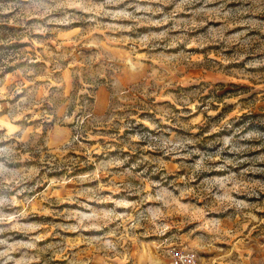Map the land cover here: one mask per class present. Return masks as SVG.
<instances>
[{
	"label": "clouds",
	"instance_id": "1",
	"mask_svg": "<svg viewBox=\"0 0 264 264\" xmlns=\"http://www.w3.org/2000/svg\"><path fill=\"white\" fill-rule=\"evenodd\" d=\"M173 2L171 15L154 18L162 9L153 8L152 3ZM194 2L200 0H150L147 6L137 5L132 12L128 10L132 5L120 7L125 0H34L23 10L32 22V34L39 37L32 40L37 64L51 68V57L70 47V39L83 44L99 36L110 47L126 51L127 59L121 67L138 78L140 103L109 113L106 123L118 131L107 151L104 143L91 142L82 153L91 162L89 167L58 181L64 173L48 171L54 166V153L44 160L35 150L37 135H46L36 126L46 103L47 94L39 91L46 77L28 72L26 76L21 74L20 82L9 77L0 85V100L12 101L8 111L0 106V189L8 193L0 197V264H46L45 256L55 264H264V214L251 207L261 199L264 187H254V182L240 178L236 172H209L210 164L204 157L195 160L191 170L182 172L178 180L169 174L172 167H177L175 161L189 156L192 144L176 127L179 117H190L188 123L194 130L204 120L200 99L190 95L203 81L185 85L181 80L195 70L189 67L197 63L195 57L205 60V49L194 53L187 44L164 47L169 36L166 26ZM14 10L8 7L3 11ZM195 12L209 19L215 17L216 23L224 22L217 28L210 27L208 20L201 21L210 41H216L207 43L208 49L232 42L244 50V67L251 65L252 70L261 66L247 51L252 35L264 32V0H203ZM127 21L150 24L159 30L132 35V25ZM179 27L175 23L172 30ZM232 54L229 49L227 55ZM45 56L49 57L47 61ZM64 66L74 67L68 56L64 57ZM256 88L264 91V82H256ZM206 110L213 115L210 106ZM74 115L83 117L81 124L88 119L83 113ZM66 126L75 127L76 122ZM93 131L103 140L98 129ZM122 137L127 140L124 153L142 149L139 159L133 162L127 155L123 159L108 155L116 153ZM85 142L80 140L79 144ZM229 144L230 140L226 141L225 147ZM40 145L45 146L43 140ZM141 164L148 167L139 168ZM133 169L137 176L143 173V179L135 183L118 180L116 174L132 176ZM74 180L81 185L79 190L63 196L68 202L78 201L66 222L61 223V232L65 228L70 231L53 247L46 242L39 224L26 221L36 210L40 192L59 195ZM30 190L34 191L26 195ZM194 192L196 195H191ZM229 217H233L231 224L227 223ZM15 233L27 239H18L12 235Z\"/></svg>",
	"mask_w": 264,
	"mask_h": 264
},
{
	"label": "rangeland",
	"instance_id": "2",
	"mask_svg": "<svg viewBox=\"0 0 264 264\" xmlns=\"http://www.w3.org/2000/svg\"><path fill=\"white\" fill-rule=\"evenodd\" d=\"M33 2L34 0H0V85H3L9 77L15 82H20L21 74L26 76L28 72L46 77L39 89L41 94H47L46 103L41 111L40 122L36 124L46 135H37L35 150L43 154L44 160L50 158V153H54L56 160L48 171L63 172L64 176L57 177L59 181L89 167L91 162L86 161L82 153L86 147H90L91 142L104 143L107 151V145L112 142L111 138L118 129L107 125L106 117L113 111L135 107L140 103L137 97L139 80L131 75L126 67H121L127 59L126 51L122 48L110 47L99 36L83 44L70 39V47L51 57V68L37 64L35 62L37 49L32 44V40L39 37L32 34V22L27 20L23 11ZM149 2L150 0H125L120 7L132 5L128 10L134 12L135 6H147ZM202 3L203 0H200V3L194 2L186 6L185 10L166 26L169 29V36L165 38V48L187 44L194 53L198 49H205L206 52L204 61L202 57L194 58L197 63L189 67L195 70L181 80L185 85L200 84L203 81L201 87L190 95L200 99V111L203 112L204 120L194 130L188 123L190 117H179L180 122L176 127L187 134L186 138L190 139L192 144L189 156L175 161L177 167H172L169 174L177 177L178 180L182 172L187 173L191 170L195 160L204 157L210 164L209 172L217 175L236 172L240 178L254 182V187L261 188L264 187V91L257 90L256 82H264V32L252 35L247 55L253 58L254 63L261 66L250 70L251 65L246 68L241 63V54L244 50L239 46L234 47L232 42H227L219 49L206 47L207 43L214 44L216 41H210L201 21L208 20L210 27L217 28L224 22L216 23L215 17L209 19L196 14L195 9ZM151 6L162 9V12L154 17L160 19L172 14L175 2L152 3ZM8 7L15 10L5 13L3 10ZM127 23L132 25V35L151 34L159 30L150 24L138 25L135 21H127ZM175 23H179L180 27L173 31L172 25ZM82 27L87 29L88 25L82 22ZM26 36L27 41H25ZM229 49L232 50V55H227ZM65 56L73 61L72 69L65 68ZM48 59L49 57H44L45 61ZM229 65L231 67H227ZM102 79L106 82L101 83ZM11 103L12 101L9 100H0V106H3L4 111L9 110L8 105ZM209 106L213 110V115H209L206 110ZM74 113H83L88 119L81 124L80 119L83 117ZM73 120L76 122L75 127L66 126ZM109 128L112 131H108ZM94 129L100 131L103 140L93 131ZM247 134L251 136L245 139ZM127 135L124 134L125 137ZM41 140L44 141L43 147L40 145ZM80 140L86 142L79 144ZM229 140L232 151H229V147H225L226 141ZM124 143H127V140L120 138L117 141L116 153H108V155H115L118 159H123L127 155L128 160L133 162L139 159L142 149L137 147L135 152L126 154L123 151ZM76 153L81 155L78 156ZM138 167L147 168L148 165L141 164ZM218 168H220L219 172H217ZM132 171V176L116 174L118 180L124 179L135 183L138 179H143V173L137 176L136 169ZM80 187L79 182L74 180L72 185L59 195L40 192L36 210L26 221L39 224L46 235V242L53 247L66 239L64 233L69 232L70 229L65 228L61 232V223L66 222L72 207L78 203L74 199L68 202L63 196L65 193L74 194ZM31 191L34 190H30L26 195H30ZM5 195L8 193L0 189V197ZM65 203L69 204L67 208L63 206ZM251 207L258 210V214H264V194L261 199L252 203ZM232 221L233 217H229L227 223L231 224ZM12 235L18 239H27L19 233ZM44 251L47 249L45 248ZM45 262L55 264V261L48 256H45Z\"/></svg>",
	"mask_w": 264,
	"mask_h": 264
}]
</instances>
